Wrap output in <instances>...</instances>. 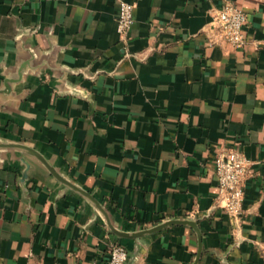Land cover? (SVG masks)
I'll return each instance as SVG.
<instances>
[{"label":"crops","instance_id":"obj_1","mask_svg":"<svg viewBox=\"0 0 264 264\" xmlns=\"http://www.w3.org/2000/svg\"><path fill=\"white\" fill-rule=\"evenodd\" d=\"M119 1L0 0V264H107L115 243L127 264H264V0H125L126 40ZM225 1L241 48L208 45ZM232 148L239 218L214 173Z\"/></svg>","mask_w":264,"mask_h":264},{"label":"built area","instance_id":"obj_2","mask_svg":"<svg viewBox=\"0 0 264 264\" xmlns=\"http://www.w3.org/2000/svg\"><path fill=\"white\" fill-rule=\"evenodd\" d=\"M135 5V2L125 0L118 2L116 31L123 40H126L133 23ZM246 20L247 15L241 8L231 1H225L212 16L211 29L214 37L208 40V45L226 43L233 48H241L246 41L243 32ZM249 165L250 161L239 148L220 152L214 159L219 205L235 218L242 214L243 182ZM126 260V249L118 243L113 244L109 249L107 264H125Z\"/></svg>","mask_w":264,"mask_h":264},{"label":"water","instance_id":"obj_3","mask_svg":"<svg viewBox=\"0 0 264 264\" xmlns=\"http://www.w3.org/2000/svg\"><path fill=\"white\" fill-rule=\"evenodd\" d=\"M176 222L177 223L178 222L186 223V224L191 225V226L194 227V223L192 221H190V220H182V221L181 220H170L167 223H176ZM163 225H165V223H161V224H159V225H157V226H155V227H153V228H151L149 230H145V232H150V231H154V230L160 229ZM197 259H198V255H197V257H196V259L194 261V264L197 263ZM127 262H128V257H127V260H126V263L125 264H127Z\"/></svg>","mask_w":264,"mask_h":264}]
</instances>
